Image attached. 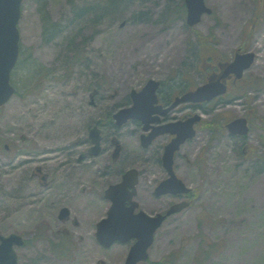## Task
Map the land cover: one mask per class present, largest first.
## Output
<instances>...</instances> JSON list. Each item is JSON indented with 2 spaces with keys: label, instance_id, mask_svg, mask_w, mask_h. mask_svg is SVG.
<instances>
[{
  "label": "rangeland",
  "instance_id": "rangeland-1",
  "mask_svg": "<svg viewBox=\"0 0 264 264\" xmlns=\"http://www.w3.org/2000/svg\"><path fill=\"white\" fill-rule=\"evenodd\" d=\"M206 3L213 13L190 27L185 0H24L16 94L0 109V236L25 239L18 264H124L130 244L106 249L95 237L110 204L96 169L79 167L85 129L148 80L178 95L238 51L254 53V65L229 99L194 107L203 120L177 159L188 206L158 230L144 264H264V0ZM83 7L90 9L77 15ZM50 25L62 32L46 37ZM240 117L250 125L246 144L226 130L212 138L213 118L225 125ZM121 142L128 156L142 150L136 136ZM135 166L154 179L165 175L156 165ZM151 189H140L150 214L181 202ZM64 207L71 214L60 220ZM203 239L219 245L215 255L200 252Z\"/></svg>",
  "mask_w": 264,
  "mask_h": 264
},
{
  "label": "water",
  "instance_id": "water-1",
  "mask_svg": "<svg viewBox=\"0 0 264 264\" xmlns=\"http://www.w3.org/2000/svg\"><path fill=\"white\" fill-rule=\"evenodd\" d=\"M23 1L0 0V108L8 103L15 94V87L11 83V77L20 56L21 33L18 25L22 16ZM185 3L187 7V24L190 27L199 25L204 15L212 14V10L207 6L205 0H185ZM254 58L255 56L252 53L237 54L235 61L229 65L224 74L218 78L211 79L208 83L200 86L193 92L177 97L174 104L167 110L155 106L158 103L157 91L160 87V82L150 80L141 92L133 91L132 97L135 105L131 108L123 109L115 115L118 125L122 126L129 119L145 120L148 114H165L181 103L211 101L227 92V86L223 83L227 75L234 72L238 78H241L242 73L253 64ZM157 120L154 118L152 122ZM199 120L200 117L198 115L194 116V124ZM228 128L233 135H247L249 132L245 119L233 121L228 125ZM190 130L191 128L183 131L182 139L178 137L167 147L165 158L168 160L170 158V165L167 163L168 166L172 164L174 152L185 138L189 137ZM195 134L194 131V136ZM91 138L95 147L90 151V154L98 155L101 137L95 135L91 136ZM148 138L149 140L144 144L145 147L151 143L154 136ZM124 182L121 186H116L108 191L107 194L111 196L113 205L108 212V217L98 224L96 237L100 244L107 248L116 242L128 243L131 239L136 238L137 243L131 248L125 264H139L148 260V249L153 245L155 233L166 219V216L158 215L157 217H153L144 212L134 214L137 205L133 203L130 207H126V202H131V198L134 196V193L128 196L127 185L131 187L135 186L136 172H128ZM163 186L164 183L157 190L159 195L167 192H190L180 182L166 190H163ZM113 190H115V194H112ZM124 192H126L125 196ZM186 206H188V203L174 206L167 216L181 211ZM68 215L69 210L63 209L61 219H65ZM0 238L2 241L0 245V264H17L18 260L14 246H22L24 242L15 234L9 237L0 236Z\"/></svg>",
  "mask_w": 264,
  "mask_h": 264
},
{
  "label": "flooded vegetation",
  "instance_id": "flooded-vegetation-1",
  "mask_svg": "<svg viewBox=\"0 0 264 264\" xmlns=\"http://www.w3.org/2000/svg\"><path fill=\"white\" fill-rule=\"evenodd\" d=\"M212 72H214V67L212 69ZM226 81L229 93L233 89L234 85L238 83V80H235V76L229 74ZM251 82H257L261 84L260 79H252ZM169 91H171V89ZM169 91L166 87L163 86L162 83L161 89L159 90V98L160 104L163 105L164 109L169 108L177 97V95H175L176 92ZM185 92L188 91L183 90L181 93ZM132 104L133 101L130 95L128 101L124 105L114 108V114L122 108L131 106ZM199 106H202V104H182L170 110L166 114L155 115L156 117H159V122L157 123H153L151 116L148 114L146 115L145 120H130L123 126L117 125V121H115V119L113 118L114 114L111 110L106 114L105 118L95 120L94 122L89 124L85 129L83 134L84 140L81 144L83 151L80 153L78 159V164L80 165L79 167L85 170V174L87 173L86 170H89L94 167L96 169L97 180H104L105 184L107 185L105 191L112 186L122 185L123 183H125L124 178L129 170H137L138 173L136 175V189L134 190L133 187L127 185V194L128 196H130L134 193V196L131 198V202L134 200L138 203L139 206H141L140 197H142V192L140 191L141 187L142 189H148L150 187L154 188L150 191L152 192L151 194H153V196L157 199L179 198V200L182 201V195L177 196L174 194H168L164 196H158L159 194L157 192V187L169 177L168 174L170 168L169 166H167V163L170 164V158L169 160L165 159L167 147L172 142V140L177 137L179 132L186 131L189 128H194V107ZM172 124L176 125L167 127L168 125ZM208 130H210L212 134L215 131L213 126H208ZM99 134L101 135L102 139L100 153L97 156H90L89 152L93 146L91 136H99ZM125 136H128L130 138L136 136L138 139L139 147L142 150H135L134 154L129 153L128 156L126 149L124 148V145L121 142L122 138H124ZM149 136H154V139L148 147H145L144 144L147 143ZM189 137L192 139L189 140L186 144L194 140V130H190ZM117 139H119L120 141ZM182 149L183 148H181L180 151L176 150L172 158V167L174 168V172L179 178H181V176L178 172L179 164L177 162V159L180 156V152L182 151ZM136 162H142L145 168H150L156 165L162 169L163 174L165 173V175H162L161 177H156L154 179V177L152 178L148 176V169H146V171L145 169H141L135 166ZM145 172H147L148 177L144 176ZM41 173L42 170L37 169L36 173L34 174L40 176ZM47 178L48 177H46L45 175L41 176L42 180H47ZM106 180L110 181L107 182ZM42 185L46 187L49 186V184L47 183ZM125 195L126 192H124V196ZM131 202H126V205L131 206ZM176 203V200H174V202L168 203L167 208L163 212H166L168 208L172 206V204ZM64 208H62L59 213L60 220H64L61 219V212ZM70 214L71 213L69 210V215L67 218H69ZM132 245L133 243L130 244L129 249Z\"/></svg>",
  "mask_w": 264,
  "mask_h": 264
},
{
  "label": "trees",
  "instance_id": "trees-1",
  "mask_svg": "<svg viewBox=\"0 0 264 264\" xmlns=\"http://www.w3.org/2000/svg\"><path fill=\"white\" fill-rule=\"evenodd\" d=\"M89 9L90 8H87V7L78 8V11H76V14L82 16L86 12H88ZM61 32H62L61 28L58 27L57 25H50L48 34L46 33V37H48V38H54L55 36L59 35ZM101 86H103V85L101 84ZM215 119L216 120L214 121L213 124L211 122V123H209L207 125L208 126H213L214 127V130L216 131V134L215 135H218L219 133H221L223 127H222L221 120L219 118H215ZM251 155L252 154H249V156H251ZM252 156H254V155H252ZM259 162L262 164V167H263L264 166V153L260 154V156H259ZM201 242L202 243L200 245V252L205 253V255H207V256L215 255L216 252L219 249V245H213V244L209 243L205 239H203Z\"/></svg>",
  "mask_w": 264,
  "mask_h": 264
}]
</instances>
